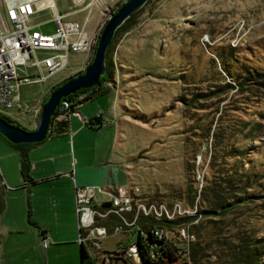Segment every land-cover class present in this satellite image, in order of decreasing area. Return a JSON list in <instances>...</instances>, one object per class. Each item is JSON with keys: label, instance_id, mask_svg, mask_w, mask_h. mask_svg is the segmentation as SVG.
<instances>
[{"label": "rangeland", "instance_id": "obj_1", "mask_svg": "<svg viewBox=\"0 0 264 264\" xmlns=\"http://www.w3.org/2000/svg\"><path fill=\"white\" fill-rule=\"evenodd\" d=\"M118 1L107 0L90 10L83 27L92 39L87 51L70 50L68 64L44 82L19 84L20 107L42 101L50 85L85 67L100 28ZM53 3L67 14L64 18L79 25L85 20L87 9H78L80 2ZM50 17V10L44 8L27 22L51 32ZM134 20L114 40L113 81L104 82H109L108 90L83 100L113 108L114 151L126 168L127 187L136 200L153 198L165 207L179 205V213L176 209L172 215H182L206 207L198 194L195 207H190L186 189L198 193L204 185L220 182L223 186L226 177L236 178L241 187L236 195L242 200L229 199L236 203L223 214L201 213L191 223L180 222L185 223L183 233L177 225L166 231L179 252L170 264H237L239 258L233 254L240 236L260 244L257 256L264 264V84L258 82L264 79V0H148ZM45 53L38 51V55ZM223 66L248 78L240 87L220 91L218 87L230 81L221 71ZM24 72L36 70L19 71ZM254 72L261 73L260 80L252 78ZM193 92L201 94L193 106L178 99ZM9 112L25 128L35 121L28 123L16 107ZM215 131L235 150H222L213 143ZM104 193L108 196L102 198L109 199L110 194ZM11 205L16 213L17 200ZM132 231V225L117 232L110 229L102 245L109 250L128 243ZM7 233L0 228V264H34L32 256L22 259L29 233ZM193 242L203 250L196 263L188 248Z\"/></svg>", "mask_w": 264, "mask_h": 264}, {"label": "crops", "instance_id": "obj_2", "mask_svg": "<svg viewBox=\"0 0 264 264\" xmlns=\"http://www.w3.org/2000/svg\"><path fill=\"white\" fill-rule=\"evenodd\" d=\"M83 100L68 114L60 132L28 147L27 179L22 178L19 170L18 150L0 137V228L7 234L29 233L24 261L32 256L34 264H81L74 185L126 184V168L114 151L113 108H100ZM103 195L108 196L95 191L98 199L108 200ZM12 200H17L16 213ZM43 238L48 241L46 246L41 244Z\"/></svg>", "mask_w": 264, "mask_h": 264}, {"label": "built area", "instance_id": "obj_3", "mask_svg": "<svg viewBox=\"0 0 264 264\" xmlns=\"http://www.w3.org/2000/svg\"><path fill=\"white\" fill-rule=\"evenodd\" d=\"M80 2L78 9H87L85 20L81 25L76 21L64 18L67 14L60 13L53 0H0V114L7 116L13 123L9 110L18 109L19 114H24L28 123H33L39 110L41 99L31 105L20 107L19 84L22 82H44L50 74L64 68L68 64L70 50L87 51L91 42V34L84 31L85 21L93 6H101L107 0H75ZM47 8L51 13L54 30L44 32L28 23V19ZM38 51L46 52L38 55ZM36 70L35 73H19L26 68ZM106 82L105 85H108ZM60 98L54 108L48 126L50 132L53 123L58 120L65 121L70 112L80 104L85 91L74 93ZM99 111L97 115H99ZM55 133V132H52ZM108 192L110 198L102 201L95 196V191ZM74 212L76 216L77 242L82 244L87 255L94 264H139L140 256L136 243L130 241L124 248L118 246L105 250L102 239L111 229L114 232L121 230L125 225H131L124 213L130 212L133 219L138 214L151 215L155 218H172L179 205L170 204L165 207L161 201L136 200L126 184H117L112 187L95 185H74ZM107 202V203H106ZM111 214L116 215L120 222L106 224L111 219ZM179 228V227H178ZM183 233V227L180 226ZM152 233L157 237L166 236V231L161 226H153ZM41 244L46 246L47 239L43 238ZM153 253V252H152ZM113 257H121L115 260ZM120 258V259H121Z\"/></svg>", "mask_w": 264, "mask_h": 264}, {"label": "trees", "instance_id": "obj_4", "mask_svg": "<svg viewBox=\"0 0 264 264\" xmlns=\"http://www.w3.org/2000/svg\"><path fill=\"white\" fill-rule=\"evenodd\" d=\"M121 1L116 2L112 11H114L119 6ZM147 1L148 0H146V2ZM142 6H140L138 9H136L132 13H130L123 20V22L115 29L114 35L111 38V40L107 46L106 53H105V63H104L105 70H104V73L99 76L97 85L89 87L90 88L89 93L87 95H85L83 97V99L89 97L90 95H93L95 92H103V91L108 90L109 87H108V85H105L104 82L107 80L109 82L113 81L114 67H113V62H112V53H113L114 40L116 39V37L119 34L127 31L129 28H131L134 25V23H135L134 16L138 12L141 11ZM94 45H95V42L93 43L92 49L94 48ZM82 70H78L73 74H69V75L63 77L59 81L50 85L48 90L52 89L53 87H55L59 83L63 82L64 80L74 76V74L82 72ZM221 71L224 73L225 78L227 77L228 80H230V81H224V83H222V85H220L218 87V90H220V91L224 90V89L226 90V89L234 88V86H236V88L240 87V86H242L241 81H244L245 77L248 78L247 75L241 76V75H235V74L231 73L229 71L228 67H226V66L221 67ZM253 75L254 76L252 78H257L256 80H260V79H258V77H259V75H261V73L254 72ZM239 76H241V77H239ZM239 78H241V79L239 80ZM258 82L263 85L264 79H261V81H258ZM87 88L88 87L81 88V89L75 90V92L76 91H83L84 89H87ZM70 95L71 94H67L66 96L69 97ZM200 95H201L200 93L193 92L190 97L186 98L183 94H180V95H178V99L182 103L187 104V106H193L194 101L198 100L197 96H200ZM46 96H47V92L43 96L41 103L45 100ZM0 117L5 119L6 121L13 122V121H11V119H9L5 115L0 114ZM97 118L98 117L96 116L94 118V120L97 121L98 120ZM50 121H51V116L49 118V124H50ZM90 122L91 121H89V123ZM14 123L19 125L16 122H14ZM64 124H65V121H63V120H58L55 123H53V125L50 129L51 131L47 132L45 138L50 136V135H54V134H57L58 132H60L62 130ZM19 126L23 127L22 125H19ZM23 128H25V127H23ZM26 129H30V128H26ZM217 131L213 132L212 142L215 144H219V146H220L219 148H221L222 150H226V148H231L230 150L234 151L235 149L232 146L229 147L228 142H225V141L222 142L221 141L220 136L218 135V133H216ZM52 132H55V133H52ZM0 137L6 143H8L9 145L13 146L14 148H16L18 150V152H19V156H18L19 170H20L22 178L27 179L28 178L27 169H28V164H29V160L27 157V149L29 146H31L35 143H38V142H16V143H13V142L8 141L1 134H0ZM45 138H43V139H45ZM224 182H225V185H223V186L220 182L214 183L215 184L214 186L209 185L207 188L205 185L204 186L202 185L203 187H200L198 193H197V190L195 188L194 189H191V188L186 189V196H187L188 203H189L190 207H192V208L195 207L194 201H195V196L197 197V194L199 195V198L202 201H205V205H206V207H202V208L197 207L195 212H193L191 214L184 213L182 215H178V216H175L172 218H165V217L155 218L151 215L138 214L133 219L132 213H130V212L124 213L127 221H132V223H131V225L133 226V231H132L133 239H132V241L134 243H136V245H137V249H138L139 256H140V263L139 264H170L172 261L176 260L177 257L179 256V252L175 249L174 245L171 242H169L170 239H168L165 236L157 238L152 233L151 228L153 226H161L164 229H168V230H171L174 227V225H177L179 227L180 226L184 227L185 223H183V225H179V223L182 221H187L186 223H188V222L191 223L192 219H194L198 214H201V213L223 214L224 212H226V210L229 208V206L232 203L233 204L236 203L235 200L232 201V203L228 202L229 199L232 200V198L234 196H236V197L240 198V200H242V198L239 195L238 196L236 195V191H238L241 188L237 179L232 177V176H228V177H226V179H224ZM2 187H3V182H2V177L0 174V211L2 208ZM231 195H233V196H231ZM145 200L157 201L156 199H153V198H148ZM109 220H111V221H109ZM105 222H106V224H109V223L114 224V223H119L120 220L116 215L111 214V219H107ZM238 241H239V243H238V247H237V252L235 251L233 254L234 257L239 258L238 261L236 260L237 264H261L260 258L257 256V253L261 252L260 244L250 242L248 239H246L245 237H241V236H240ZM194 243H195V245H197V248L194 247ZM126 245H127V243L123 242L120 247L124 248ZM188 248H189V254H190L192 261L196 263L198 254L200 252L203 254L202 248L197 244V242H193V244L191 246H188ZM79 257H80V263L81 264H94V261L87 255L82 244H80V247H79ZM113 258L115 260H119V261L122 260L121 257H113Z\"/></svg>", "mask_w": 264, "mask_h": 264}, {"label": "water", "instance_id": "obj_5", "mask_svg": "<svg viewBox=\"0 0 264 264\" xmlns=\"http://www.w3.org/2000/svg\"><path fill=\"white\" fill-rule=\"evenodd\" d=\"M145 2L146 0H122L119 6L111 11L103 22L96 37L90 61L85 65L82 72L74 74V76L47 91V96L40 104L32 127L26 129L0 117V134L13 143L39 142L45 138L48 132L49 118L58 105L60 98L75 90L97 85L99 76L105 70V53L115 29L130 13Z\"/></svg>", "mask_w": 264, "mask_h": 264}]
</instances>
